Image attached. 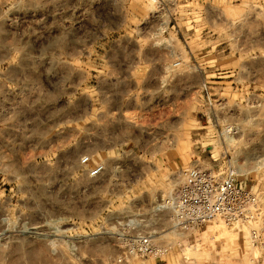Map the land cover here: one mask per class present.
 <instances>
[{
  "label": "rangeland",
  "instance_id": "374dc122",
  "mask_svg": "<svg viewBox=\"0 0 264 264\" xmlns=\"http://www.w3.org/2000/svg\"><path fill=\"white\" fill-rule=\"evenodd\" d=\"M163 2L0 0V264H260L247 230L178 232L156 206L192 166L264 201V0ZM130 54L170 63L134 147L127 114L100 110L130 94ZM130 221L168 252L130 256Z\"/></svg>",
  "mask_w": 264,
  "mask_h": 264
},
{
  "label": "built area",
  "instance_id": "2783aa9c",
  "mask_svg": "<svg viewBox=\"0 0 264 264\" xmlns=\"http://www.w3.org/2000/svg\"><path fill=\"white\" fill-rule=\"evenodd\" d=\"M150 1L155 4L156 12L164 11L166 3L163 0ZM169 23L170 19L161 22L162 32L174 27ZM87 159L84 157L81 161ZM100 169L101 166H97L89 173L96 174ZM162 201L156 206V211H167L170 225L175 231L190 232L216 221L231 230H247L248 242L260 248V264H264V201L257 192L238 181L233 169L192 166L183 170L174 193ZM131 231L130 256L161 259L168 252L169 247L154 242L148 233L137 230L132 221Z\"/></svg>",
  "mask_w": 264,
  "mask_h": 264
},
{
  "label": "crops",
  "instance_id": "0c3cea01",
  "mask_svg": "<svg viewBox=\"0 0 264 264\" xmlns=\"http://www.w3.org/2000/svg\"><path fill=\"white\" fill-rule=\"evenodd\" d=\"M131 42H133V39L130 37V48L132 49ZM168 64L170 63L164 57L136 58L131 54L130 59L120 57L116 60V71L128 82L127 90L130 82V94H124L125 89L122 87L123 92H118L113 97L116 104L108 107L104 105L100 110L117 114H127V127L130 126V145L133 147L136 145H147L152 142L145 135L149 128L144 124V121L149 117L146 115L143 93H149L158 102L161 101V98L166 97L167 89L165 81ZM172 95L177 96L175 91ZM1 120L2 114L0 112V122ZM136 123L138 124L137 126L135 125ZM131 151L132 154L130 156L134 157V159L135 157L137 158L136 154H133V150Z\"/></svg>",
  "mask_w": 264,
  "mask_h": 264
},
{
  "label": "bare ground",
  "instance_id": "6f19581e",
  "mask_svg": "<svg viewBox=\"0 0 264 264\" xmlns=\"http://www.w3.org/2000/svg\"><path fill=\"white\" fill-rule=\"evenodd\" d=\"M229 137H230V136H229ZM230 140H231V139H230ZM156 191H157V190H156ZM151 193H152V192H151ZM151 193H150V194H151ZM154 198H155V197H154ZM31 227H32V226H30L29 230H30V231L34 230V229L31 228ZM27 229H28V228H27Z\"/></svg>",
  "mask_w": 264,
  "mask_h": 264
}]
</instances>
